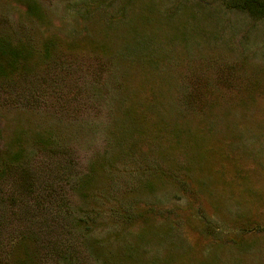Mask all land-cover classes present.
<instances>
[{
  "label": "rangeland",
  "instance_id": "1",
  "mask_svg": "<svg viewBox=\"0 0 264 264\" xmlns=\"http://www.w3.org/2000/svg\"><path fill=\"white\" fill-rule=\"evenodd\" d=\"M0 264H264V0H0Z\"/></svg>",
  "mask_w": 264,
  "mask_h": 264
},
{
  "label": "trees",
  "instance_id": "2",
  "mask_svg": "<svg viewBox=\"0 0 264 264\" xmlns=\"http://www.w3.org/2000/svg\"><path fill=\"white\" fill-rule=\"evenodd\" d=\"M249 6H250V10H249L250 12H252V13L257 12L258 13L260 8H258L255 4H250Z\"/></svg>",
  "mask_w": 264,
  "mask_h": 264
}]
</instances>
